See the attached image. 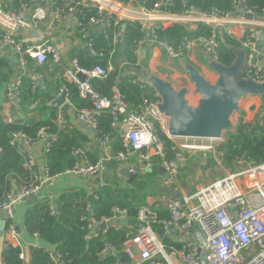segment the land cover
Returning <instances> with one entry per match:
<instances>
[{
    "label": "built area",
    "instance_id": "2783aa9c",
    "mask_svg": "<svg viewBox=\"0 0 264 264\" xmlns=\"http://www.w3.org/2000/svg\"><path fill=\"white\" fill-rule=\"evenodd\" d=\"M16 4L4 5L0 0V43L10 47L15 53L22 73L26 71L28 58L36 64H61V52L53 41L54 31L65 22L72 21L77 31L84 36L92 29H101L110 24L122 21H137L148 32L142 39L136 53L142 57L141 50L154 46L160 48L172 59H179L186 51L200 46L204 55L212 57L216 54V34L219 30L231 33L233 26L242 28V47L246 51V76L257 80L264 78L259 43L260 30L264 26V6L260 8L248 4L246 0H234V12L221 11L216 7L201 10L184 0L179 10L172 12L173 0H156L151 8L145 6V0H15ZM94 10L93 13L89 11ZM251 15L252 18L247 16ZM180 24L193 31L198 26H207L210 34L185 38L182 47L172 48L166 40L155 34L157 28ZM103 25V26H102ZM40 31L39 40H25L19 33ZM119 33L114 36L118 41ZM145 45V46H144ZM94 54L91 38L83 45ZM153 48V47H152ZM215 58V57H214ZM111 66L82 67L77 58H71L63 67L62 75L75 85L78 94L88 99L92 106L73 111L65 95V103L69 104L70 113L79 125L86 124L92 136L99 134L97 116L108 110L112 116L111 127L122 136L124 151L110 153L109 134L98 137L102 152L96 161H91L87 152L80 147L73 148L74 163L64 171L49 172L42 157L57 134H49L42 127L37 131V140L33 141L21 130L10 133V145L23 157V166L29 172L26 183L12 186L0 197V220H4L2 229L3 241L19 247V258L27 260L29 246H45L37 233L24 240L19 230L26 233L24 227L14 221L15 206L22 202L47 201L51 213L57 210V196L43 195L42 190L62 177H78L94 179L93 189L107 184L114 176L127 182L120 169L142 174L156 166L163 169L162 187L167 193L150 196L147 204L141 206L135 217L136 230L127 235L123 242L122 256H128V264H264V162L253 163L239 161L234 170L225 175L186 190L177 175L188 157L195 152H214L215 146L207 142L222 141L211 139L180 138L173 156L168 158L166 141L160 136L156 123L166 134L167 119L162 116L155 103L144 101L141 106L128 109L116 86L110 97L100 95L92 86V78H104ZM245 70V68H244ZM37 85L41 77L34 75ZM83 76V79L80 78ZM20 77L6 84V103L15 105L16 86ZM192 96L190 95V98ZM61 107V106H60ZM59 109H62V107ZM6 122L15 118L9 116ZM58 125L63 129L66 122L61 115ZM167 135V134H166ZM168 137V136H167ZM172 139V138H170ZM1 150V147H0ZM133 158V160H130ZM117 162L115 171H110V163ZM218 163H221L218 160ZM125 178V179H124ZM161 202L157 210L153 204ZM165 210L166 215H162ZM126 218V209L114 206L109 217L99 221H89L86 238L96 236L102 223L114 219ZM82 219H87L85 216ZM128 221V219H127ZM128 223V222H127ZM164 229L162 236L158 231ZM27 234V233H26ZM49 258L53 264H62L60 255L53 248H48ZM115 253L114 245L104 243L99 251L100 258ZM0 264H4L0 262ZM27 264V263H24Z\"/></svg>",
    "mask_w": 264,
    "mask_h": 264
},
{
    "label": "trees",
    "instance_id": "16d2710c",
    "mask_svg": "<svg viewBox=\"0 0 264 264\" xmlns=\"http://www.w3.org/2000/svg\"><path fill=\"white\" fill-rule=\"evenodd\" d=\"M156 0H145V6L151 8ZM183 0H173L174 7L170 10H179ZM201 10H210L216 7L221 11L234 12V0H184ZM260 8L264 0H246ZM94 10L89 11L93 13ZM110 24L101 29H92L84 37L86 43L91 38L94 54L86 46L75 49L72 56L76 57L82 67L92 68L96 65L111 70L104 78H92L93 88L103 96L110 97L114 86L122 95L127 108H138L144 101L155 103L158 100L155 90L144 82L142 71L149 68L148 53L138 59L136 48L139 42L146 37L148 32L137 21H122ZM157 37L164 39L174 49L182 47L185 38L207 36L210 29L207 26H198L189 31L180 24L154 30ZM119 33L118 41L114 43V36ZM245 39L236 38L226 30H219L216 34L215 59L229 65L234 59L233 49L241 48ZM123 41V48L120 42ZM145 46V45H144ZM206 55L199 59L206 63ZM185 56L182 55L179 60ZM188 61V60H187ZM207 64V63H206ZM246 69L241 76H246ZM33 72V73H32ZM264 73V69L262 71ZM13 71L9 63L0 56V197L12 186L26 183L29 172L23 166V157L9 143L10 133L14 130L23 131L33 141L37 140V131L44 127L49 134H57L49 150L43 154V161L51 174L64 171L75 161L71 150L76 147L83 148L91 161L98 159L97 139L102 134L108 133L110 138V153L124 151L120 133L111 127L112 116L108 110H103L97 116L99 134L92 136L78 125L70 123L69 109H59L52 101L63 89L73 111L84 107H91L88 99L79 96L75 85L69 83L62 75V69L52 64H36L28 58L25 72L16 74L12 79ZM32 74L41 77L37 85ZM20 77L16 86L15 105H10L11 115L16 116L13 122L8 123L3 114V102H6V84ZM3 89V90H2ZM253 106L250 107L252 109ZM236 129L223 133V140L215 146L214 152H205L202 169L214 168L219 160L228 170H234L239 161L261 163L264 162V104L252 121H244V111L237 113ZM61 115L66 121L63 129L58 125ZM160 136L166 141L167 157L175 152L176 145L172 139L156 123ZM96 148V150H95ZM202 156V152H199ZM110 168L115 170L118 163L113 161ZM162 175L154 166L149 172L138 174L133 183L119 181L114 176L107 180V184L96 189H91L88 194L83 190L73 188L62 191L57 196V210L51 213L47 201L31 203L26 208L23 217V227L27 234L37 233L45 246H29L27 260L19 258V247L3 241L0 235V262L4 264H53L49 258L48 248L60 255L62 264H128L122 259L123 242L127 235L136 230L135 217L139 208L147 204V197L154 196L162 191ZM126 209L127 224H112L104 231H98L96 236L86 238L87 224L89 221H99L102 217H109L112 208ZM158 204L153 208L157 210ZM162 215H166L162 212ZM87 219H82V217ZM104 243L115 247V253L107 254L100 258L99 251Z\"/></svg>",
    "mask_w": 264,
    "mask_h": 264
},
{
    "label": "water",
    "instance_id": "95a60500",
    "mask_svg": "<svg viewBox=\"0 0 264 264\" xmlns=\"http://www.w3.org/2000/svg\"><path fill=\"white\" fill-rule=\"evenodd\" d=\"M252 18L251 15L247 16ZM103 26V25H102ZM123 41L120 47L123 48ZM146 49L141 50L142 56ZM234 59L229 65L219 62L209 54H206V63L215 73L214 81L206 78L204 73L192 62L181 60V65L187 73L192 87L182 85L175 87L172 80L152 72L149 68L142 71L145 83L151 86L158 97L155 105L158 112L167 119L166 134L168 138H195L222 140L223 133L236 129L234 114L240 111L241 101L250 95L260 96L264 104V78L257 80L252 76H241L246 65V51L243 47L233 49ZM83 79V76H80ZM190 95L196 97L191 101ZM52 104L64 110L69 109L65 103L64 93L59 94ZM80 127L91 133L86 124ZM163 173V169H159ZM127 176V183H133L136 173L128 172L127 168L120 169ZM126 218L114 219L108 223H102L100 228L105 229L112 224H127ZM4 227V220H0V235ZM165 230L160 229L162 236ZM24 234L22 229L19 230ZM122 259L129 261L127 255Z\"/></svg>",
    "mask_w": 264,
    "mask_h": 264
},
{
    "label": "crops",
    "instance_id": "0c3cea01",
    "mask_svg": "<svg viewBox=\"0 0 264 264\" xmlns=\"http://www.w3.org/2000/svg\"><path fill=\"white\" fill-rule=\"evenodd\" d=\"M2 3L4 5L10 6V5L16 4V1L15 0H2ZM260 18H262L261 20H264V15L261 16ZM257 28L260 30V35H259L260 41H259V43H260V51H261V61H262L263 69H264V26H258ZM241 31H242V28L240 26H237V25L233 26L231 29V33H232L231 35L235 36L236 38H241L242 37ZM30 34H31V36H28V33L26 34V33L20 32L19 37H21L22 39H25L26 41L29 40L30 38L34 39V40H39L42 37L40 31H38V30L30 32ZM84 37H85L84 34H81L77 31V29L74 26L72 21L65 22V23L61 24L59 27H57L56 30L54 31L53 41L55 42V44L60 49L61 64H52V66H55V65L59 66L63 72V67L68 64V62L70 61L71 58H74V56H72L71 53L74 52L75 49L83 47V45L85 44V42L83 40ZM146 53H147V49H146ZM0 56L2 58H4L9 63V67L13 71L12 76H10L11 79L16 74L22 72L21 67L19 66V63H18V59L10 47H8V46L5 47L0 43ZM192 62L195 63V60H192ZM198 62L200 63V61H198ZM45 63H48V61H46ZM48 65H49V63H48ZM206 66H207V64H206ZM200 67L203 70L205 69L203 65ZM34 75L35 74H32L31 76L35 77ZM1 97H2V93H0V98ZM192 97H195V96L192 95ZM262 104H263V99L260 96L250 95V96L245 97L241 101V104H240V107H241L240 111L245 112L244 121H252L253 118L255 117V115L259 113ZM251 106H253L252 109H250ZM10 109H11L10 105L6 102H3V111L2 112H3L5 117H9L11 115V112L9 111ZM69 111H70V109H69ZM239 112H237V113H239ZM11 116H13V115H11ZM13 117L16 118V116H13ZM235 120H236V118H235ZM68 121L72 124L78 125L79 128L82 129L80 127V125L78 124V122L75 120V118H73L71 113L69 115ZM96 148L99 149L98 150V156H100V154L102 152V148L98 143L96 145ZM96 148H95V150H96ZM202 156H201V154H199L197 152L191 154L188 157L185 165L181 166L179 168V172H178L177 177H178L180 183L182 184V186L184 188H186V183L189 179H193L194 181L198 182L196 185H194L192 182V185H191L192 189L195 187H199L202 184H205V183L211 181L209 174H210V170H212L213 168L203 170V172L205 171L204 173L201 172V168H202L201 165L204 162V160L202 159L203 158ZM130 160H133V158H131ZM217 165H220V164H218V161H217L216 166ZM215 167H214V170L216 169ZM110 171H112L111 168H110ZM160 175H163L161 173V171H160ZM125 177H126V179L125 178L124 179L127 181V176H125ZM94 183H95L94 179L88 180V179H84V178L64 176L59 181L46 186L42 190V193L44 196L49 195V196H52L55 198L60 192L73 188L75 190H83V191H85L86 194H88L89 192H91V189L93 188ZM161 188H162L161 193H158L155 195H161V194L167 193L162 186H161ZM148 197H150V196H148ZM148 197L146 199H148ZM31 203H33V202L32 201L22 202V203L17 204L14 208L15 209L14 221L21 228L23 227V217H24L25 210H26V208H28L29 205H31ZM157 204L160 208H162L161 202H157ZM163 212H165V210ZM26 235H29V234L25 233L21 236L23 237L24 240L28 241L29 236H26ZM0 246H2L1 241H0Z\"/></svg>",
    "mask_w": 264,
    "mask_h": 264
},
{
    "label": "rangeland",
    "instance_id": "374dc122",
    "mask_svg": "<svg viewBox=\"0 0 264 264\" xmlns=\"http://www.w3.org/2000/svg\"><path fill=\"white\" fill-rule=\"evenodd\" d=\"M146 49H147V53H148L149 69L152 72H154L155 74H158L160 76H165V77L169 78L170 80H172L173 84L177 88H179L182 85H188V86L192 87V83H191L187 73L185 72V70L183 69V67L181 65V60L172 59L170 56L166 55L163 51H161L160 48H155L154 46L146 47ZM201 55H203L202 48L200 46H197L196 48L191 49L190 51H186V53L184 54L185 57L183 59L188 60L190 62H192V60H195V63L194 62H192V63L194 65L198 66V68L203 71V73L207 79H209L210 81H214L215 73L208 67V65L206 66V63H204L203 61H201L199 59V57ZM198 61H200V63ZM202 65L205 68L204 70L201 69V67H200ZM195 100H196V97H191L192 102H195ZM237 116L238 115L235 113L234 119ZM172 140L176 144H179L180 142H182V140L180 138H172ZM219 142L220 141H213V142H207V143L216 146L219 144ZM197 153H199V151ZM218 164H220V165H217L215 167L216 168L215 170H214V168L212 170H210V174H209L210 176L209 177L211 180H213L216 177H221L229 171L227 168L223 167V164H221V163H218ZM113 171H115V170H112V172ZM201 172L204 173L205 171L203 172V169L201 168ZM192 182L194 185H196L198 183V182L194 181L193 179H189L186 183V190L192 189L191 188Z\"/></svg>",
    "mask_w": 264,
    "mask_h": 264
}]
</instances>
